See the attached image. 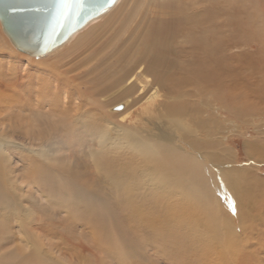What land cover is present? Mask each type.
I'll return each mask as SVG.
<instances>
[{
    "label": "bare ground",
    "instance_id": "obj_1",
    "mask_svg": "<svg viewBox=\"0 0 264 264\" xmlns=\"http://www.w3.org/2000/svg\"><path fill=\"white\" fill-rule=\"evenodd\" d=\"M141 3L135 1L118 33L129 32L120 41L123 55H118L124 60L117 77L100 86L96 77H71L88 94L83 99H71L65 88L59 93L56 85L48 89L50 77L29 96L21 84L27 73L22 75L0 57V264H63L25 234L48 225L51 231L80 228L82 252L95 255L96 247L132 264H159V254L169 264H192L203 250L208 262L214 256L222 264L219 260L231 256L230 264L238 263L234 254L239 253L225 236L242 223L238 197L228 193L240 174L231 163L220 166L229 151L218 138L212 139L216 122L199 115L196 98L211 95L223 106L226 99H239L240 83L226 62L228 51L239 47L245 35L258 44L256 52L264 58V0H152L157 9L148 6L144 12L137 10ZM87 24L52 50L77 35L74 41L81 43ZM84 63L87 56L75 66ZM144 98L153 102L154 130L121 121L127 106ZM25 109L28 120L21 117ZM16 134L30 144L17 142ZM18 163L26 172L20 179ZM225 195L229 199L222 204ZM183 209L189 210L185 217ZM217 225L220 230L209 228ZM16 231L24 234L27 251L19 246L3 251L14 242Z\"/></svg>",
    "mask_w": 264,
    "mask_h": 264
},
{
    "label": "rangeland",
    "instance_id": "obj_2",
    "mask_svg": "<svg viewBox=\"0 0 264 264\" xmlns=\"http://www.w3.org/2000/svg\"><path fill=\"white\" fill-rule=\"evenodd\" d=\"M135 1L136 0H120V2L118 1V3H114V5H112L113 7L111 6V8H108L107 11L97 17L93 23H88L86 25V30L80 34L84 36L86 35L85 38L84 36H81V43H78L79 41L76 42L79 37V35H77L75 36V39L71 40L72 42H69L58 49L52 50L43 58H33L25 53L15 50L11 43H9L8 38L5 36L0 26V44L2 43L0 45L1 60L5 62L11 61L22 75L27 73V75H24L25 77H29H24V80L27 81L28 79L29 82L26 83L23 81L21 84L22 86L25 85L28 87L29 90L27 92H29V96L32 88L36 87L40 81L43 82V78L47 79L50 77L52 80L49 81V84L51 83L50 85L47 84L48 89H52L51 86L56 85L58 88L56 90L60 91L59 93L65 88L70 92L71 99L78 95L83 99L87 97L88 94H85V91L81 89L82 87L78 89L77 84L80 80H71V77L74 78L76 75L96 77L95 82L97 85L99 84V86L108 83L112 75L116 74L117 77L120 65L124 60V58H120L119 56L123 55V52L120 51V49L124 44L123 41H120L121 39H124L129 32L127 30V33L124 35L121 34L120 36H118V33H121L122 25L124 24L123 21L125 22L127 18L126 14L128 11L131 12L133 7H135ZM148 6H153L152 9L154 11L157 9L156 7H158H154L152 0H142V3L138 6L137 10L144 12ZM142 16L143 15H141V17ZM141 17H139V19ZM113 20H116L117 22L111 26ZM229 29H231L230 25ZM116 36H118L117 39ZM239 42H241L239 47L228 51L229 56L226 60L228 65L235 70L237 83H240L239 99L236 103L226 99L225 105L223 106L222 103H219L218 101L216 102L211 95H206L205 99L196 98V107H198L200 112L199 115L203 119L210 117L214 118L217 126L214 128L215 131L213 129L211 130V132L214 133L211 134L212 139L218 138L220 143H222V146L229 151L228 157L225 158V161L220 163V166L224 167L231 163L240 174L237 175L239 178L235 180V183L233 181V186L231 187L233 190H228V193L230 192L233 196L236 195L238 197L236 204L243 209L242 217H240V223H242L240 225L237 223L235 225L236 228L234 227L232 230L233 232H231L229 236H227V233L225 238H227L229 243L233 245L234 248L232 251L234 250V253H239L238 255L234 254L235 259L238 261L237 264H264V72L260 70L264 69V61L262 60L264 58L256 52L258 44L250 40L249 37L241 35ZM120 43L123 44L121 45ZM249 43L252 45L249 46ZM247 53L249 55L255 53V55L254 57H252V55L250 57ZM84 56H87L88 63H84L83 66L80 64V68H77L75 65H78V60H82V58L84 59ZM124 57L126 59V56ZM108 65L109 67H107ZM70 68L74 71L72 70V72H69ZM36 75L39 76V78H37V80L39 79L38 82L36 81ZM104 75L106 76L103 77ZM142 90L144 91L145 88ZM151 91H153V89L147 90L144 97H148ZM162 93L160 92V96ZM224 93L227 94L225 90ZM160 96L159 98L162 99ZM129 97L132 100L135 98V94H132ZM145 98L141 99L140 102H137L136 104L132 102L127 106V110L121 121L131 127L140 126V128L145 127L144 129H147V127L149 129L153 127L154 130L156 121L153 119V114L150 116L151 108L149 107L153 102L152 100L145 101ZM98 101L101 103V98L98 97ZM99 114L100 112L98 111L96 115ZM22 116H24L26 120L29 119L26 109L21 117ZM117 119L119 118H116V120ZM15 139L17 142L24 143L25 145L30 144L29 140L20 134H16ZM66 154L73 156L70 152H66ZM18 168H21L18 171V174H20L18 175V178L20 179L24 174L26 176V172L23 170L20 163H18ZM88 171L93 173V168H89ZM22 180L25 182L27 181V178L24 177ZM24 186L25 183L22 184V187ZM32 192L35 191L32 190ZM222 199L223 204L224 199L229 198H226L225 195ZM173 210L174 212H178L179 208ZM188 211L189 210L187 209H183L182 213L184 214L181 216H187ZM229 211H232V209H229ZM235 217L238 219L237 216ZM225 226L222 228L224 234L226 231ZM51 228L52 227L48 225V227L41 230L42 232L36 230L38 233L31 231V233L26 232L25 234L30 236L34 244L35 242L37 243V240L40 241L38 244H43V250L48 251V254L53 255L54 258L63 264H132L128 259L123 262L114 257H110L105 251L96 247H93L95 255H91L88 252H82V250L78 248V240L80 238L77 239L79 235L84 234L80 228L54 227L52 229L53 231L50 230ZM209 228L220 230L221 225ZM72 229L76 230L73 231ZM49 230L50 233L48 234ZM209 230H206V236L208 235ZM21 233L17 231L13 232L15 239L14 242L5 244L3 246V251H6L12 246H19L26 250L27 248L25 249L23 241H21L24 240L22 238V235L24 234ZM65 241L67 243H65ZM206 249L207 251L209 250L208 248ZM147 252L151 254L154 259L156 258L151 249H147ZM207 253L208 252L205 250H203L202 254L198 253L195 259H192V262H194L192 264H207L208 261L205 260ZM161 257V254L157 257L159 264H169ZM231 259L232 257L228 256L227 259L223 258L219 260V262L224 264L223 261H226L230 264L232 261ZM209 261L210 262L208 263L210 264L213 262L216 264L217 258L211 256ZM179 263L181 262L178 261L176 264Z\"/></svg>",
    "mask_w": 264,
    "mask_h": 264
},
{
    "label": "water",
    "instance_id": "obj_3",
    "mask_svg": "<svg viewBox=\"0 0 264 264\" xmlns=\"http://www.w3.org/2000/svg\"><path fill=\"white\" fill-rule=\"evenodd\" d=\"M0 0V22L12 45L32 57H41L61 45L115 0Z\"/></svg>",
    "mask_w": 264,
    "mask_h": 264
},
{
    "label": "snow or ice",
    "instance_id": "obj_4",
    "mask_svg": "<svg viewBox=\"0 0 264 264\" xmlns=\"http://www.w3.org/2000/svg\"><path fill=\"white\" fill-rule=\"evenodd\" d=\"M68 6V0H60L57 7L58 9H62Z\"/></svg>",
    "mask_w": 264,
    "mask_h": 264
}]
</instances>
